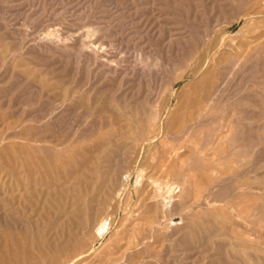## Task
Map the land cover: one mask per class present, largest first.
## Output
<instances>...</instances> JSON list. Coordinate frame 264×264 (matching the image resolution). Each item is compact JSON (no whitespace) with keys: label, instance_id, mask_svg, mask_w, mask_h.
I'll list each match as a JSON object with an SVG mask.
<instances>
[{"label":"bare ground","instance_id":"6f19581e","mask_svg":"<svg viewBox=\"0 0 264 264\" xmlns=\"http://www.w3.org/2000/svg\"><path fill=\"white\" fill-rule=\"evenodd\" d=\"M199 1H201L200 5L194 3V0H153L150 3L154 7L171 8L175 15L180 16L181 20L185 19V17L190 20L184 33L171 35L164 44L167 53L172 51L174 53L176 50H182L184 53L181 61L169 58L162 61L167 67L168 75L165 78L166 80L164 77H159L161 72L159 71V64L161 65V63L155 62V58L152 60L154 61L152 62L154 63L153 65L150 63L143 68L135 66L130 69L132 73L128 72V68L131 67L126 66L125 60L120 59L114 49L110 46L108 49L106 46L108 43L96 41L100 33L103 35V40L108 36L110 37L109 33L111 32H108L110 27L108 29L106 27V30L99 27L88 28L89 30L85 34L78 36L73 34V32L62 30L64 26L60 29L56 27L58 24L54 25L52 23L50 25V23L48 32H45L43 36L40 35L38 40L35 39L37 41L26 52H23V50L18 52V47L16 49L17 53L12 55L10 54L13 50L12 44H5L6 49L4 48V55H2L3 61L7 62L9 58V62L11 59L14 62V66L19 64L21 69L23 67L24 70H22L26 76L18 74L38 89L37 92L40 95L38 97H42V100L43 97L50 100V104L47 102L50 108L43 115L33 113L23 118L21 122L28 129L26 133H22L26 142L23 141L25 143L22 150H15L16 152H13L14 154L12 155L17 154L16 156H20L18 153H26L27 158L24 160L23 158L22 160L20 159V166L23 168L25 176L20 175L22 179L18 178L15 181H11L15 175L9 173L10 182L2 184V188L8 195L11 192L6 191L4 187L11 189L12 195L15 191L19 193L20 204L18 206H25L22 208V213L17 212L19 214L17 216L19 224H24L25 219L23 217L27 214L33 215L36 220L34 219V223L30 216L27 218L28 220L26 219V224L21 228L24 236L20 233V236L11 238L10 244L12 248L8 253L0 254V264H120V261H114L112 257L117 254L116 250L123 248L124 241L128 244V250L131 249L132 251V249L137 248V253L144 255L152 251L157 244H162L164 239L168 240L176 236L178 229H174L172 223L173 217L177 215H180L188 222L186 235L193 237L195 234H200L203 235L202 237H207L204 239L202 251H226V256L222 258L225 263L252 264L251 256L249 255L250 251L264 253V240L253 242L248 239L249 237H245L246 232H241L243 229L239 231L241 222L253 226L257 225L256 228L258 230L264 229V216L258 219L252 218L253 215L257 217L259 213L264 215V187H262L264 177H259L263 173L255 174L258 171L255 170L256 168L252 165L244 166L242 162L243 158L253 156V153L258 150H256V147L260 146L264 139H261L258 135L249 138L244 135L246 129H252L251 122L244 127L239 126V120L241 119L239 113L242 107L252 108L253 111L264 115V79L263 81L260 80L261 82H257L258 79L256 77H250V79L257 81L251 86L248 85L244 88V91L248 94L243 96L242 100L234 96H228L229 98L225 101V97L223 98L229 87L236 83L241 74L259 70L257 65L249 66V59H241L242 61L238 62V55L237 57L235 54H231L229 57L226 56V53H229L228 50L226 52L227 46L232 51L240 49V46L235 42V37L226 35L227 30L234 22L245 20V27L250 28L249 38L264 39V0H232L238 4V6L236 5V11L233 9L234 15L236 14L235 17H232L229 13H224L223 9L227 6L226 3L229 0H212L210 4H204L205 1L203 0ZM133 6L135 8V5ZM140 9L144 10L142 7ZM56 11L58 12L57 9ZM84 15L86 14L83 13ZM86 16V21L88 22V13ZM2 22L5 23L6 19ZM196 23H203L204 25L202 24V27ZM96 24H98V21ZM2 25L4 24L2 23ZM158 25H161V23ZM242 27L244 26L242 25ZM230 33L232 34V32ZM114 36L116 35L114 34ZM129 38L131 39L132 37ZM25 39H28V37ZM124 41L126 42V40ZM263 42V40L262 42L260 41L261 44ZM23 43L22 46L24 45ZM121 43L123 45V42ZM118 50L116 48V51ZM248 51L246 52L248 53ZM129 52L127 53L129 54ZM185 54H188V57ZM260 55L264 56V45L252 58L257 60ZM140 57L142 58V56ZM139 60L141 59L139 58ZM187 62H190L188 65L189 70L184 71L179 76V79L188 77L198 79L197 83L193 85V88H195L194 95L191 94L190 96L189 94V97L180 99L177 106H175L178 108L171 110L170 104H172L171 101L175 96L173 90L177 80H172L171 77L182 70ZM133 63L135 62L133 61ZM53 66L58 67L57 69L61 73H66L69 71L68 69H71L73 74L69 73L71 75L70 81L66 79L64 81L62 78L57 77L58 75L55 76ZM229 66L231 69H229ZM10 67L13 66L10 65L8 68ZM9 72L12 73V70ZM228 74L231 77L225 79ZM65 75L64 77L67 76ZM79 76H85V78L83 77L84 79H82ZM133 81L136 83V85L134 84L136 88L126 90V84ZM14 87L13 85L11 89ZM15 88L13 92L16 91ZM257 90L260 91V94L256 97L251 96ZM52 92L56 93V95H53ZM3 98L5 99L6 97ZM133 99H142V101H135L136 103H134L131 101ZM33 100L35 101V99ZM43 101L46 102L47 100L44 99ZM173 102L175 101L173 100ZM9 104L11 103L9 102ZM43 108L42 111H46ZM70 111L83 117L81 121L83 122V128L78 126V129L70 128L57 131L61 127L63 115ZM30 113L32 112L30 111ZM251 116L254 115L252 114ZM64 118H67V116ZM2 123L0 122L1 125ZM256 123V125H259L258 122ZM21 124L17 126H21ZM118 127L121 128L119 132ZM108 128H116L115 130L119 134L115 136L109 135L110 133L105 132ZM62 129H64V126ZM53 130H56V132L54 133ZM262 131L264 132V129ZM17 137L19 138V136ZM17 137L16 139H18ZM10 138L13 139V137ZM90 138L94 143H92L93 145L88 144L78 149L74 146L75 143ZM14 142L13 140V144ZM16 149L18 148L16 147ZM16 158L18 159V157ZM132 168L136 169L138 174L135 184L136 192L140 195V202L138 204L136 202L137 208L130 211L128 208L131 206L130 200L134 197V193L123 189V186L126 185H124L122 175L127 172L128 176L125 174L127 176L125 180H128L130 177L129 172L132 171ZM148 170L151 175L147 178L149 174L146 175V172ZM16 176L18 177L19 175L16 174ZM47 178H53L56 182L64 181L62 183H68L69 186L59 189L60 186L59 190L49 186L53 190L46 193L47 191H43V182ZM71 180H76V182H73V184L70 182ZM32 185L35 188L32 193H29L28 187ZM53 186H55V183ZM14 187L16 188L13 189ZM23 190L27 191V193L23 194ZM122 197V203L124 204L121 203ZM9 198L10 201H13L15 195L8 196L7 199L9 200ZM1 202L3 204L0 205H5V207L9 205L13 208L15 205L6 204L7 202H4V200ZM205 204H230V213L228 214L225 211L226 214H224L217 210L212 211L210 214H212L214 219L212 218L211 225H205L201 220L209 213H205V211H203L204 214L197 212V209ZM247 204H259V206L254 207ZM251 207L255 213L250 212L249 208ZM119 211L124 212L125 216L123 215L124 218L120 221L118 228L116 230L114 228L110 239L107 238L109 240H107V244L103 243V246L106 244L103 256L95 259V241L102 239L110 231ZM13 212L14 210H11V214L8 215L10 219L17 218L15 217L16 211L15 214ZM48 212H51V214H48ZM135 213L137 214L136 216H134ZM4 214L7 216V213ZM52 214L56 216L55 223H57L58 233L56 234L57 241L55 244L49 245L46 241V231L50 221L47 223V218ZM234 220L241 222L238 225ZM261 222L263 224H260ZM245 225H241V227L244 228ZM34 228L37 229L36 232H32ZM250 230L252 232V229ZM2 232L4 233V231ZM251 232L248 234L254 235ZM254 233L257 234L256 232ZM256 239L258 240V238ZM193 243L195 244L194 241ZM161 244L159 246H162ZM175 249L177 251L178 248ZM169 252L173 254L172 251ZM121 253L120 255H122ZM162 256L164 257V255ZM256 258L254 259L257 262ZM140 259L138 258V260ZM147 259L157 260V257L151 256L147 257ZM134 260L136 259L134 258ZM185 260L190 261L186 258ZM218 262L215 263L218 264Z\"/></svg>","mask_w":264,"mask_h":264},{"label":"rangeland","instance_id":"374dc122","mask_svg":"<svg viewBox=\"0 0 264 264\" xmlns=\"http://www.w3.org/2000/svg\"><path fill=\"white\" fill-rule=\"evenodd\" d=\"M21 1V2H20ZM0 0V20L1 21H5L6 19V22H2L4 25H2L1 21H0V53H1V57H0V106H1V110H0V122L2 123V121H4L2 123V126L0 124V204H3V201L4 202L6 201L7 203L6 204H15L13 208H11L9 205L7 207H5V205H0V254H6L9 252V250H11L12 246L10 244V240L11 238L13 237H17V236H20V233L22 236H24V233L21 231V228L24 227V225L26 224V221L28 220L27 218L32 217V221L34 222V219L36 220V217H34L33 215H25L23 217L24 220V224H19V221L17 220L19 216V214L17 213L18 211L20 213H22V208L25 207L24 205L23 206H18V204H20V196L18 191H15L14 194L12 195V190L7 188V187H4V189H6V191H10L11 193L8 195V193L6 194L3 190V185L4 183H9L11 177H9V173H12L14 176V178L11 179V181H15L17 180L18 178L19 179H22L21 176H25V173H24V170L23 168L20 166L21 165V160L23 158L26 159L27 155L26 153H18L20 151H18L17 153L20 154V156H16V155H12L14 154L16 151L15 150H22L23 148V145L24 143L26 142V139H25V136L22 135V133H26L28 131V129L25 128V126H23L21 124L22 122V119L31 115V114H36L37 115H43L45 112H48L49 111V106L48 104H50V100L48 98H45L43 97V100H47L46 102L42 100V97H38L40 96L39 93L37 92L38 89H36L35 87H33V85L29 82V81H26L27 79H25L23 76L21 75H25V73H23V70L24 68L22 67L21 69V66L16 65L14 66V62L11 61L10 59V62H9V58L7 60V62L3 61L2 59V55H4V48L6 49V43L8 44H12V49L15 51L12 50V52L10 54H14V53H17V50L18 52L23 50V52L25 51H28L29 48L32 47V44H34L38 38L41 36H43V34L45 32H48V26L52 25V23L54 25L58 24V26L56 25L57 28H60L64 26V28H62V30L64 31H70L71 33L73 32V34L75 35H78V36H82L83 34H85L90 28L92 29L93 27L96 28V27H99V28H103L104 30H106L105 28L107 27V29L109 28V31L108 32H111L109 33V35H111L110 37L108 36L105 40H103L102 38V33H100V35L98 34L97 38H96V41H103L104 43H108L106 46L108 47V49L111 47L112 49H114V51L118 54V57L122 60H125V63H126V66L127 67H131V68H128V72L132 73V71L130 69H133L135 66L136 67H140V68H143L145 65H149L151 63V65H153L154 61V58L156 59L155 62L157 61L158 63H161V65L159 64V71L160 74H159V77H164L167 78L166 76L168 75V72L166 70V66L165 64L162 63V61L164 60H167L168 58L169 59H174L175 61H181L182 57L184 56V53L182 50H176L174 53L173 51L170 52V53H167V50L166 48H164V44L169 40V38L171 37V35H177L179 33H184L186 30L185 28L189 25L188 23L190 22V20H187L186 17L185 19L181 20L180 16L179 15H175L174 11L171 9V8H167V7H154V5L151 6L150 3L153 2V0ZM99 1V2H98ZM106 1V2H105ZM114 1V2H113ZM120 1V2H119ZM130 1H133V2H130ZM142 1V2H141ZM146 1H148L147 3H145ZM205 1L204 4H210L212 2V0H203ZM211 1V2H210ZM44 2V3H42ZM61 2V3H60ZM119 2V3H118ZM141 2V3H140ZM200 2L201 1H196L194 0V3H197L200 5ZM20 3V4H19ZM118 3V4H117ZM138 3V4H137ZM145 3V4H144ZM164 3H166V1H164ZM224 3V2H223ZM230 3V4H229ZM24 6L22 8V6ZM24 4V5H23ZM117 4V5H116ZM125 6H123V5ZM141 4V5H140ZM144 7H143V5ZM150 4V5H149ZM227 6L224 7V13H229L231 14L232 17H235L236 14L234 15L233 13V9H237V6L238 4L237 3H234L232 0H229L227 3ZM225 4V5H226ZM234 4V6H233ZM20 5V7H19ZM95 7H93V6ZM100 5V6H99ZM121 5V6H120ZM135 5V8L134 6ZM237 5V6H236ZM44 8L42 9L41 8ZM98 6V7H97ZM115 6V7H114ZM164 6V5H163ZM51 9H50V8ZM133 7V8H132ZM138 8V11H137V8ZM144 8V10L140 9V8ZM228 9H227V8ZM231 7V8H230ZM236 7V8H235ZM25 8V9H24ZM119 8V9H118ZM129 8H131L129 10ZM56 9L58 10V12L56 11ZM60 9V10H59ZM96 9V10H95ZM128 9V10H127ZM135 9V10H133ZM146 9V10H145ZM149 9V10H148ZM166 9V11H165ZM171 9V10H170ZM20 10V11H19ZM24 12H23V11ZM48 10V11H47ZM139 10H141L139 12ZM151 10V11H150ZM162 10V12H160ZM170 10V11H168ZM232 10V11H231ZM56 11V12H55ZM92 11V12H91ZM143 11V12H142ZM149 12V13H145V12ZM153 11V12H152ZM33 12V13H32ZM44 12V13H43ZM127 12V13H126ZM136 12V13H135ZM152 12V13H151ZM164 12V13H163ZM171 12V13H170ZM40 13H41V16H40ZM54 13V15H53ZM80 15H79V14ZM83 13L87 15L88 13V17H89V20L88 22L86 21L87 20V16L84 15L83 16ZM133 13V14H132ZM139 13V15H138ZM141 13V14H140ZM155 13V14H154ZM167 13V14H165ZM31 14V15H30ZM35 14V15H34ZM43 14V15H42ZM48 14V16H47ZM65 14V15H64ZM67 14V15H66ZM70 14V15H69ZM132 14V15H131ZM148 14V15H147ZM172 14V15H171ZM174 14V15H173ZM29 15V16H28ZM34 15V16H32ZM37 15V17H35ZM142 15V16H141ZM150 15V16H149ZM212 15V14H210ZM5 18H4V17ZM52 16V17H51ZM62 16V18H61ZM73 16V17H72ZM86 16V17H85ZM132 16V17H131ZM141 16V17H140ZM163 16V17H162ZM218 16V15H217ZM30 17V18H29ZM60 17V18H58ZM178 17V18H177ZM10 18V19H9ZM32 18V19H31ZM39 18V19H38ZM58 18V19H57ZM80 18V19H79ZM99 18V19H98ZM128 18V19H127ZM215 19V17H213ZM30 19V20H29ZM34 19V20H33ZM37 19V21L35 22V20ZM58 21H56V20ZM85 19V20H84ZM135 19V20H134ZM32 20H33V23H32ZM73 20V22H72ZM131 20V21H130ZM30 21V22H29ZM48 21V22H47ZM51 21V22H50ZM62 21V22H60ZM98 21V24H96ZM130 21V22H129ZM134 21V22H133ZM55 22V23H54ZM58 22V23H57ZM82 22V23H81ZM124 22V23H123ZM153 22V23H152ZM177 24V25H175ZM185 22L186 23V26H185ZM46 23V25H45ZM48 23V25H47ZM51 23V24H50ZM64 25H63V24ZM90 25H89V24ZM138 23V24H137ZM161 25H158L160 24ZM163 23V24H162ZM173 23V24H172ZM180 23V24H178ZM11 24V25H10ZM50 24V25H49ZM61 24V25H60ZM88 24V25H87ZM130 24V25H129ZM165 24V26H164ZM196 24H199V23H196ZM203 24V23H202ZM202 24H199L202 26ZM31 25V26H30ZM71 25V26H69ZM142 27H141V26ZM145 25V26H144ZM169 25V26H168ZM204 25V24H203ZM242 25L244 27H242ZM246 25V21L245 20H241L239 22H234V24H232L228 30H227V34L226 35H229V36H232V37H235V42L240 46V49L238 48L237 50L235 51H232L228 48V46L226 47V52L227 50L229 51V53L227 52L226 53V56L229 57L231 54H235L237 59H238V62L244 60V59H249V63L250 65L249 66H259V70L258 71H251V72H246L244 74H241L238 79L239 81L236 80V83H234V85H231V87H229V90L224 94L223 98H224V101L227 100V98L229 97H237L239 100H242L243 96H246V94H248L246 91H244V88L248 85H252L254 84L257 80H253V79H250V77L254 78L256 77L258 79L257 82H261L263 81L264 79V56L260 55V58H258L257 60L256 59H253L252 57L263 47L264 45V42L261 44L260 41L262 42V40L264 41V39H258V38H249L250 34H249V31H250V28L248 27H245ZM20 26V27H19ZM30 28H29V27ZM150 26V27H149ZM47 29H46V28ZM118 27V28H117ZM159 27V28H158ZM180 27V28H178ZM203 27V26H202ZM24 28V29H23ZM68 28V30H67ZM89 28V29H88ZM113 28V29H112ZM178 28V29H177ZM183 28V29H182ZM10 29V30H9ZM15 29V30H14ZM143 29V30H142ZM176 29V30H175ZM219 29V28H218ZM230 29V30H229ZM28 30V31H27ZM30 30V31H29ZM43 30V31H42ZM114 30V31H113ZM175 30V31H174ZM184 30V31H183ZM20 31V32H19ZM78 31V32H77ZM80 31V32H79ZM116 31V33H115ZM162 31V32H161ZM229 31V32H228ZM248 31V32H247ZM26 32V33H25ZM140 32V33H139ZM152 32V33H151ZM160 32V33H159ZM232 32V34L230 33ZM20 33V35H19ZM29 33V34H28ZM112 33H113V36H112ZM118 33V34H117ZM138 33V34H137ZM143 35H142V34ZM159 33V34H158ZM229 33V34H228ZM235 33V34H234ZM237 33V34H236ZM114 34L116 36H114ZM135 34V35H134ZM137 34V35H136ZM241 34V35H240ZM9 35V36H8ZM34 35V37H33ZM132 35V36H131ZM141 35V36H140ZM163 35V36H162ZM241 38H239L240 36ZM23 36H24V39H23ZM158 36V37H157ZM243 36V37H242ZM246 36V37H244ZM9 37V38H8ZM28 39H25L27 38ZM113 37V38H111ZM129 37H132L131 39ZM155 37V38H154ZM8 38V39H7ZM11 38V39H10ZM111 38V39H109ZM117 38V39H116ZM166 41H165V39ZM168 38V40H167ZM3 39V40H2ZM7 39V40H6ZM34 39V40H33ZM37 39V40H35ZM122 39V40H121ZM143 39V40H142ZM5 40V41H4ZM115 44H114V42ZM118 40V41H117ZM126 40V42L124 41ZM136 40V41H135ZM142 40V41H141ZM155 40V41H154ZM250 40V41H249ZM30 41V42H29ZM33 41V42H32ZM108 41V42H107ZM135 41V42H133ZM146 41V42H145ZM259 41V42H258ZM3 42V43H2ZM24 42V43H23ZM27 42V43H25ZM123 42V45L122 43ZM133 42V43H132ZM144 42V43H143ZM155 42V43H154ZM2 43V44H1ZM22 43L24 44L22 46ZM110 43V44H109ZM113 43V44H112ZM131 43V44H130ZM135 43V44H134ZM146 43V45H144ZM27 44V46H26ZM137 44V45H136ZM247 44V46H246ZM114 45V46H113ZM127 47H126V46ZM129 45V46H128ZM242 45V46H241ZM250 45V46H248ZM252 45V46H251ZM253 45H255L253 47ZM22 46V48H20ZM26 46V47H25ZM110 46V47H109ZM158 46V47H157ZM16 47V48H15ZM19 47V49H17ZM25 47V48H24ZM249 47V49H248ZM116 48L118 51H116ZM121 48V49H120ZM125 48V49H124ZM139 48V49H138ZM145 48V49H144ZM245 48V49H244ZM3 49V50H2ZM17 49V50H16ZM28 49V50H27ZM249 51H248V50ZM140 50V51H138ZM159 50V51H157ZM164 50V51H163ZM245 50V51H244ZM131 53H130V52ZM143 51V52H142ZM248 51V53L246 52ZM121 52V53H120ZM129 52V54L127 53ZM159 52V53H158ZM162 52V53H161ZM247 54H246V53ZM133 53V54H132ZM121 54V55H120ZM126 54V55H125ZM146 54V55H145ZM172 54V55H171ZM179 54V55H178ZM190 54V53H189ZM246 54V55H245ZM120 55V56H119ZM130 55V56H129ZM132 55V57H131ZM148 55V56H147ZM163 58H162V56ZM174 55V56H173ZM187 55L188 57V54H185ZM122 56V57H121ZM142 56V58L140 57ZM177 56V57H176ZM190 56V55H189ZM166 57V59H164ZM176 57V58H175ZM244 57V58H243ZM125 58V59H124ZM128 58V59H127ZM131 58V59H130ZM133 58V59H132ZM139 58L141 60H139ZM144 58V59H143ZM252 58V59H251ZM159 59V60H158ZM242 59V60H241ZM139 62H138V61ZM144 60V61H143ZM128 61V62H126ZM133 61L135 63H133ZM5 65V66H3ZM129 63V64H128ZM132 63V64H131ZM137 63V64H136ZM139 63V64H138ZM141 63V65H140ZM190 62H187L186 66H184V68H182V70H180L176 75L172 76V80H176V86H175V89L173 90L174 93H175V96L174 98L172 99L171 103L170 104V109L171 110H176L177 108L175 106H177V103L178 101L181 99H185L187 97H189L188 95L191 94L194 95V91H195V88H193V85H195L198 81V79H194V78H191V77H188V78H185V79H179V76L182 75V73L184 71H187L189 70L188 68V65H189ZM184 64V65H185ZM13 66V67H10L8 68L9 66ZM130 65V66H129ZM163 65V66H162ZM7 67V68H5ZM14 67H15V71L13 72L14 70ZM20 67V68H19ZM54 68L55 70V76L57 77H60V79L62 78V80L64 81H70V76L73 74L72 73V70L71 69H68L69 71H67L66 73H61L59 72V70L57 69L58 67H52ZM229 69H231V67L229 66ZM12 70V73L9 72V71ZM152 70H155V69H152ZM18 71V72H17ZM10 74H9V73ZM71 72V73H70ZM259 72V73H258ZM21 75H19V74ZM69 73L71 75H69ZM166 73V74H165ZM263 75H262V74ZM62 74V75H60ZM67 76H66V75ZM64 75L66 77H64ZM258 75V76H257ZM80 77V76H79ZM85 76H82L80 78L84 79ZM231 77V75L228 74V77L226 76L225 79ZM192 80H191V79ZM20 79V80H19ZM66 79V80H65ZM69 79V80H68ZM224 79V80H225ZM22 80V81H21ZM166 80V79H165ZM182 80V81H181ZM223 80V81H224ZM251 80V81H250ZM261 80V81H260ZM3 81V82H2ZM226 81V80H225ZM6 82H7V85H6ZM11 82V83H9ZM24 82V83H23ZM189 82V83H187ZM194 82V83H193ZM30 83V84H29ZM131 83V84H130ZM130 83H127L126 86H125V89L126 90H130V89H133V88H136L134 87L136 85V83L133 81V82H130ZM19 84V85H18ZM135 84V85H134ZM191 84V85H189ZM3 85H6V86H3ZM12 85V86H11ZM13 85L17 88H15V92H13L14 88L11 89L13 87ZM132 88H131V86ZM24 86V87H23ZM130 86V87H128ZM189 86V87H188ZM150 87V86H149ZM7 88V89H6ZM31 88V89H29ZM130 88V89H129ZM194 89V90H193ZM7 90V91H6ZM29 90V91H28ZM187 92H185V91ZM235 90V92H234ZM6 91V93H5ZM178 91V93H177ZM13 94H12V93ZM32 94H31V93ZM184 92V93H183ZM53 93V92H52ZM183 93V94H182ZM188 93V94H187ZM256 93V94H255ZM4 94V95H3ZM12 94V95H10ZM38 94V95H37ZM231 96H230V95ZM260 94V91H255L253 94H251V96L253 97H256L257 95ZM9 95V97H8ZM35 95V96H34ZM53 95H56V93H53ZM237 95V96H236ZM184 96V97H183ZM229 96V97H228ZM3 97H8L7 99L3 98ZM13 97V98H12ZM34 97H38L40 99H36ZM241 98V99H240ZM35 99V101L33 100ZM22 104H21V102ZM39 100V101H38ZM173 100L175 102H173ZM3 101V102H2ZM25 101V103H24ZM38 101V103H37ZM133 101L134 103L138 102V101H142V99L140 100H131ZM136 101V102H135ZM9 102L11 104H9ZM20 102V103H19ZM47 102H49L47 104ZM19 103V104H18ZM36 103V104H35ZM174 103V104H173ZM225 103V102H223ZM2 104V105H1ZM13 104V105H12ZM24 104V105H23ZM43 104V105H42ZM45 104H47V106H45ZM21 105V106H20ZM27 105V106H26ZM37 105V106H36ZM23 106V107H22ZM173 108H172V107ZM9 110H7L6 109ZM11 107H12V110H11ZM32 107V108H31ZM41 107V108H39ZM44 107V108H43ZM42 108L43 110L45 109L46 111H42ZM5 109V110H3ZM41 109V110H40ZM7 110V111H6ZM22 110V111H21ZM11 111V112H10ZM30 111L32 113H30ZM34 111V112H33ZM250 111V112H249ZM6 112V113H5ZM9 112V113H8ZM24 112V113H22ZM42 112V113H41ZM248 112V113H247ZM4 114V115H3ZM9 114V115H8ZM23 114V116H22ZM246 114V115H245ZM250 114V115H249ZM254 115V116H251V115ZM3 115V116H2ZM7 115V116H6ZM26 115V116H24ZM240 120H239V126L240 127H244L247 125V123L249 124V122H251V128L250 130L246 129L245 130V133L244 135L247 136L248 138L249 137H252V136H259L261 139H264V132L262 131L264 129V115H260L259 112H255L251 109H247V108H244L242 107L240 109ZM245 115V116H244ZM14 116V118H13ZM65 116H67V118H64ZM19 117V118H17ZM9 118V119H8ZM64 118V119H63ZM252 118V119H251ZM15 119V120H14ZM67 122H66V121ZM80 120V121H79ZM83 120V117L81 115H77L75 113H72L71 111L70 112H67L65 113V115H63L62 119H61V127L59 129H57V131H59L60 129L61 130H68L70 128L72 129H78L80 126L81 128H83V122H81ZM255 120V121H254ZM262 120V121H261ZM16 123H14V122ZM18 121H20L18 123ZM65 122V123H64ZM258 122L259 125H256ZM13 123V125H12ZM74 123V124H73ZM6 124V125H5ZM18 124H21V126H17ZM80 124V125H79ZM253 124V125H252ZM255 124V125H254ZM64 126V129H62V127ZM70 126V127H69ZM75 126V127H74ZM257 126V127H255ZM6 127H7V130H6ZM14 127V128H12ZM19 127V131L17 130V128ZM23 127V128H22ZM67 127V128H66ZM74 127V128H73ZM263 127V128H262ZM10 128V129H9ZM21 128V129H20ZM85 128V127H84ZM117 128V127H116ZM116 128H108L107 130H105L106 133H110L109 135H117L119 133L116 132ZM119 128V127H118ZM10 130V131H9ZM12 130V131H11ZM23 130V131H22ZM60 130V131H61ZM119 130L121 131V128L118 129V132ZM22 131V132H21ZM25 131V132H24ZM54 133L56 132V130H53ZM249 131V132H248ZM9 132V134H8ZM258 132V133H257ZM19 133V134H18ZM257 133V134H256ZM15 134V135H14ZM18 134V135H17ZM261 134H263L261 136ZM8 135V136H7ZM14 135V136H13ZM19 136V138L17 136ZM18 139H16V137ZM10 137H13L10 138ZM15 137V139H14ZM27 138V137H26ZM12 139V140H11ZM13 140L16 142H14L13 144ZM18 140V141H17ZM12 141V142H11ZM21 141V142H20ZM25 141V142H23ZM93 141L92 139H88V140H84V141H81V142H77L74 144L75 147L80 148L82 146H85V145H93L92 144ZM15 145V146H14ZM81 145V146H80ZM162 145V144H161ZM263 145V146H262ZM160 146V145H159ZM16 147L18 149H16ZM258 149V150H257ZM256 150L255 153H253V156L249 157L247 156L246 158H243V165L244 166H250L252 165L254 168H256L254 173L255 174H258L260 172L263 173V175H258L259 177H264V142L262 144H260V146L258 145L256 147ZM14 152V153H13ZM258 152H261V153H258ZM257 153V155H256ZM24 154V155H23ZM262 155V156H261ZM260 156V157H259ZM18 157V159L16 158ZM248 158V159H247ZM252 158V159H251ZM15 159V160H14ZM21 159V160H20ZM255 159V160H254ZM245 160V161H244ZM259 160V161H258ZM263 160V161H262ZM249 163V164H248ZM254 163V165H253ZM17 167H16V166ZM261 165V166H260ZM4 168H3V167ZM15 166V167H14ZM12 167V168H11ZM19 168V169H18ZM259 168V169H258ZM261 168V169H260ZM14 170V171H13ZM23 170V172H22ZM132 171H128L130 173V177L128 178V180H125L126 177L128 176L127 172H125L122 177H123V180H124V185L126 186H123V189H126V190H130L131 192L134 193V197L130 200V204L131 206L128 208L130 211L131 210H135L137 208V204L138 202H140V195L136 192V180H137V171L136 169L132 168L131 169ZM135 173H134V172ZM3 175H2V173ZM16 172V173H15ZM22 174H21V173ZM127 173V174H126ZM261 173V174H262ZM19 175L18 177L16 176ZM125 174L127 176H125ZM133 174V175H132ZM149 174V170L146 172V175ZM198 174V173H197ZM200 174V172H199ZM253 174V175H255ZM151 174H149L147 176V178L150 176ZM3 176V177H2ZM64 176V175H62ZM13 177V176H12ZM17 177V178H16ZM136 177V178H135ZM3 178V179H2ZM24 178V177H23ZM68 178V177H66ZM5 179V180H4ZM53 179V178H52ZM51 178H47L45 180V182H43V191L48 193V191L50 190H53L50 189L49 186L51 187H54L55 189H58L60 186L59 189L63 188V187H68L69 184L68 183H62L64 181H58L56 182V180H52ZM67 180V179H66ZM130 180V181H129ZM4 181V182H3ZM129 181V182H128ZM133 183H132V182ZM55 183V186L54 183ZM60 182V183H59ZM71 183H75L76 180H71L70 181ZM47 183V184H46ZM63 186H62V184ZM73 183V184H74ZM129 183V185H127ZM59 186H58V185ZM34 185L28 187V192L29 193H32L33 189L35 188V186L33 187ZM49 187V188H48ZM262 187H264V184H262ZM16 187H14L13 189H15ZM40 188V187H39ZM32 189V190H31ZM49 189V190H47ZM58 189V190H59ZM126 192V191H125ZM23 194H26L27 191L23 190L22 191ZM15 195V199H13V201H10V198L9 200L7 199L8 196H14ZM3 196V197H2ZM139 196V198H138ZM6 200H5V199ZM8 200V201H7ZM123 201V197L121 198V203ZM137 202V204H136ZM119 203V204H121ZM5 204V203H4ZM25 204V203H24ZM124 204V203H122ZM136 205V206H135ZM236 205H239V204H236ZM248 206H251L253 205L254 207H257L259 206V204H247ZM134 206V207H133ZM222 208H220V207ZM224 206V207H223ZM229 206L230 204H205L201 207H199L197 210V212L199 213H203V211H205V213H209L207 214L206 217H203L201 221H203L202 223L203 224H207V225H211V220L214 219V217L212 216V211H219V212H222L224 214H226V212L229 214L230 211H229ZM252 206V207H253ZM249 208L250 212L251 213H255V211H253V209ZM3 208V210H2ZM16 208V210H15ZM227 208V209H226ZM201 209V210H200ZM6 210V211H5ZM8 210V211H7ZM13 211L14 210V214H15V211H16V214H15V219H10V211ZM228 210V211H227ZM4 211V212H3ZM50 211V210H49ZM211 211V212H210ZM226 211V212H225ZM4 213H7V216H5L6 214ZM123 213V214H122ZM48 214H51V212H48ZM2 215V216H1ZM24 215V214H23ZM119 215V217H118ZM118 215H116V218H115V221L110 229V231L100 240L98 241H95V259H98L99 257H102L103 254H104V251H105V245L107 244L106 242H108L110 239V237L112 236L113 232H114V228L115 230L118 228V225L120 223V221L124 218V212H121L119 211ZM124 215V216H123ZM137 214L135 213L134 216H136ZM257 215V214H256ZM123 216V217H122ZM180 215H177V216H174L173 217V225L172 227L174 229H178V233L176 234V236H174L173 238H170L168 240L164 239L162 244V246H159V244H157L152 251H150L149 253L147 254H138L137 252V248H134L130 250H128V244L124 241V244H123V248L121 249H118L116 250L117 252V256L114 255L112 257V260L114 261H120V264H216L217 261L218 264H228V263H225V261H223L222 258H224V256H226V251H222V252H216V251H211V252H208L206 250L202 251L203 250V242H204V239H206L207 237H202L203 235H200V234H195L193 237L190 236V235H186L187 234V231H186V228H187V220L183 219L181 216L179 217ZM209 216V217H208ZM261 216H264L263 213H259L257 215V217L255 215L252 216L253 219H258L259 217ZM34 217V218H33ZM118 217V218H117ZM3 218V219H2ZM181 218V219H180ZM208 218V219H207ZM213 218V219H212ZM27 219V220H26ZM47 223L50 221V223H48V226H47V231H46V241L49 245H52L53 243L55 244V242L57 241V237H56V234L58 233L57 232V223H55L56 221V216L54 214L52 215H49V217L47 218ZM237 219V218H235ZM6 220V221H5ZM118 220V221H117ZM236 223H239L241 221L239 220H234ZM3 222V223H2ZM16 222V223H15ZM264 222V220H263ZM9 223V224H8ZM15 223V224H14ZM35 223V222H34ZM55 223V224H54ZM201 223V224H202ZM4 224V225H3ZM182 224V225H181ZM186 224V225H185ZM241 225H245L246 223L244 222H241L240 223ZM260 224H263L262 222ZM115 225V226H114ZM175 225V226H174ZM241 225H239V231L241 229H243V231L241 230V232H246L249 231L248 233L251 232L250 229H252V232L251 234L253 233L254 235H250L247 233H245V237L248 238V239H251L253 242H258V241H263L264 240V229H259L256 228L257 225H248L246 224L243 227H241ZM55 226V227H54ZM178 226V227H176ZM7 227V228H6ZM20 230H18V229ZM130 229V228H129ZM181 229V230H180ZM254 229V230H253ZM257 229V230H256ZM16 232H14V231ZM262 230V231H261ZM4 231V233L2 232ZM37 229H33L32 232H36ZM9 232V233H8ZM254 232H256L257 234H255ZM259 232V233H258ZM6 233V234H5ZM10 234V235H9ZM17 234V235H16ZM182 234V235H180ZM185 234V235H184ZM259 234V235H258ZM2 235V236H1ZM9 235V236H8ZM190 236V237H189ZM252 236V238H250ZM262 236V237H261ZM185 239H184V238ZM195 237V238H194ZM199 237V238H198ZM5 238V239H4ZM52 238V239H51ZM108 238V239H107ZM177 238V239H176ZM183 238V239H181ZM198 240H197V239ZM258 238V240L256 239ZM180 239V240H179ZM188 239V240H187ZM7 240V242H6ZM108 240V241H107ZM182 240V241H181ZM184 240V242H183ZM256 240V241H255ZM173 241V242H172ZM195 242V244L192 242ZM187 242V243H185ZM197 242V243H196ZM5 243V244H4ZM103 243H106L104 246H103ZM169 243V244H168ZM182 243V244H181ZM202 245H201V244ZM177 244V245H176ZM192 244V245H191ZM168 245V247H167ZM171 245V246H170ZM174 245V246H173ZM189 245V246H188ZM194 245V246H193ZM201 245V249L199 248V246ZM126 247V251L124 250V248ZM161 248H159V247ZM164 246V247H163ZM179 246V247H178ZM195 246H196V249H195ZM181 247V248H180ZM186 247V248H185ZM5 248V249H4ZM7 248V249H6ZM99 248V249H98ZM157 248V249H156ZM175 248H178L177 251ZM189 248V249H188ZM192 248V249H190ZM199 248V250H198ZM102 249V250H101ZM160 249V250H159ZM182 249H183V253L182 252ZM194 249V250H193ZM124 252H123V251ZM192 252H191V251ZM123 253H121V252ZM155 251V252H154ZM164 251H168L167 253L164 252ZM169 251H172L173 254H170ZM176 251V252H174ZM188 251V252H187ZM4 252V253H3ZM119 252V253H118ZM179 252V253H178ZM195 252V253H194ZM252 252V253H251ZM120 253L122 255H120ZM158 253V254H157ZM221 255H220V254ZM155 254V255H154ZM170 254V255H169ZM183 254V256H182ZM188 254V255H187ZM201 254V255H200ZM209 256H208V255ZM216 254V256H215ZM264 253L263 252H259V253H256L255 251H250L249 255L251 256V260H252V264L253 263H264ZM141 255H142V258H141ZM164 255V257L162 256ZM168 255V256H166ZM197 255V256H196ZM204 255V256H203ZM259 255V256H258ZM135 256V257H134ZM146 256V257H145ZM157 257V260L155 259H147V257ZM166 256V257H165ZM181 256V257H180ZM202 256V257H201ZM258 256V257H257ZM116 257V258H115ZM122 257V259H121ZM125 257V259H128V260H125L123 259ZM163 257V258H161ZM168 257V258H167ZM178 257V258H176ZM180 257V258H179ZM183 257V258H182ZM257 257V258H256ZM262 257V258H260ZM136 259L133 261V259ZM138 258L140 260H138ZM165 258V259H164ZM185 258L187 260H190L189 262L185 260ZM191 258V259H189ZM216 258V260H215ZM253 258V259H252ZM256 258L257 259V262L256 260L254 259ZM146 259V260H145ZM161 259V260H160ZM167 259V260H166ZM219 259V260H218ZM179 260V261H178ZM211 262H210V261ZM259 260V261H258ZM262 260V261H261ZM93 261V260H92ZM133 261V262H132ZM151 261V262H150ZM153 261V262H152ZM160 261V263H159ZM209 261V262H208ZM221 261V262H220ZM128 262V263H127ZM157 262V263H156ZM216 262V263H215ZM227 262V261H226ZM257 263V264H258ZM89 264V263H88ZM91 264V263H90Z\"/></svg>","mask_w":264,"mask_h":264}]
</instances>
